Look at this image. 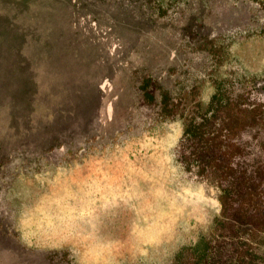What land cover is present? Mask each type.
<instances>
[{
    "label": "rangeland",
    "instance_id": "obj_1",
    "mask_svg": "<svg viewBox=\"0 0 264 264\" xmlns=\"http://www.w3.org/2000/svg\"><path fill=\"white\" fill-rule=\"evenodd\" d=\"M150 1L0 0V264H190L220 189L264 182V0Z\"/></svg>",
    "mask_w": 264,
    "mask_h": 264
},
{
    "label": "trees",
    "instance_id": "obj_2",
    "mask_svg": "<svg viewBox=\"0 0 264 264\" xmlns=\"http://www.w3.org/2000/svg\"><path fill=\"white\" fill-rule=\"evenodd\" d=\"M148 1L151 3L150 0ZM259 34L264 35V29ZM151 86L152 83L149 79L143 80L139 85L143 102L146 104H151L155 100ZM160 98V104L163 110H166L168 106L167 97L166 95H161ZM216 101H218V98L214 96L206 112L200 116V121L193 123L194 121L192 120L184 129L181 146L176 153L175 162L187 173L194 166L198 167V165L206 175L215 173L211 165L205 168L204 163L216 162V155L208 156V159L203 162L199 161L198 153L196 155L194 153V156L193 152L185 153V150L194 146L195 139L200 141L201 145L206 141V137L216 135L217 131L211 130V126L217 117L215 113L208 116ZM204 149L211 151L207 144ZM192 156L194 157L192 158ZM241 189L243 191H239L237 194L230 187L220 189L221 214L219 218L213 220L214 233L209 239L203 241V248L199 252L194 251L190 264H245L246 256L250 255L248 249L250 237L260 232L261 227L264 225V182H253L252 184L248 182ZM240 192L243 193L241 201L237 200ZM241 222L249 228L242 230Z\"/></svg>",
    "mask_w": 264,
    "mask_h": 264
}]
</instances>
